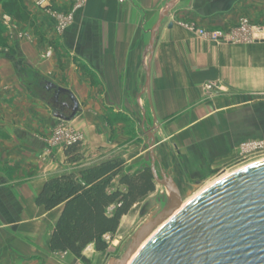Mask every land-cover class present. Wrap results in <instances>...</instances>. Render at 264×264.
Wrapping results in <instances>:
<instances>
[{"label": "crops", "instance_id": "crops-1", "mask_svg": "<svg viewBox=\"0 0 264 264\" xmlns=\"http://www.w3.org/2000/svg\"><path fill=\"white\" fill-rule=\"evenodd\" d=\"M22 1L53 44L38 50V36L14 25L5 38L15 53L0 54V264H85L50 248L61 207L46 211L35 203L50 178L110 158L123 159L124 172L149 168L151 133L158 166L174 182H195L231 160L241 140L264 134V37L227 44L196 33L241 17L264 21V0H188L176 9L177 0L151 53V31L170 0H87L72 10V0H55L70 13L59 31L46 1ZM45 82L75 97L70 121L53 111L68 116L67 96L54 102ZM208 82L216 87L206 90ZM58 125L81 134L78 161L48 142ZM116 189L125 191L118 179ZM85 250L89 264H98Z\"/></svg>", "mask_w": 264, "mask_h": 264}, {"label": "water", "instance_id": "water-1", "mask_svg": "<svg viewBox=\"0 0 264 264\" xmlns=\"http://www.w3.org/2000/svg\"><path fill=\"white\" fill-rule=\"evenodd\" d=\"M176 2L167 3L152 29L150 53L158 25ZM148 74L147 68L146 86ZM45 87L55 92L54 101L59 95L67 96L68 102L62 106L70 110L68 116L53 111L56 117L70 121L78 111L75 97L54 83L45 82ZM153 142L150 133L149 169L154 186L170 197L169 206L150 215L134 232L128 250L119 258H109L106 264H264V159L219 179L183 205L178 185L158 166ZM164 216L168 221L140 244Z\"/></svg>", "mask_w": 264, "mask_h": 264}, {"label": "trees", "instance_id": "trees-1", "mask_svg": "<svg viewBox=\"0 0 264 264\" xmlns=\"http://www.w3.org/2000/svg\"><path fill=\"white\" fill-rule=\"evenodd\" d=\"M2 9L6 16L28 24L41 41L53 44L22 0H4ZM64 152L68 161H78L79 143L65 147ZM124 167L123 159L110 158L62 173L43 184L36 205L46 211L61 207L50 236L52 251L70 252L89 264L83 255L87 246L93 245L95 251L107 248L103 236L115 234L121 217L155 189L148 167L134 173L124 172ZM115 179L125 186V191L110 190Z\"/></svg>", "mask_w": 264, "mask_h": 264}, {"label": "rangeland", "instance_id": "rangeland-1", "mask_svg": "<svg viewBox=\"0 0 264 264\" xmlns=\"http://www.w3.org/2000/svg\"><path fill=\"white\" fill-rule=\"evenodd\" d=\"M54 1L55 0H46V4L44 5L45 7L43 9L45 10L47 8L49 13L55 10L59 12L60 15L62 14V17H65L69 20L70 13L66 16L64 13L60 12L56 7H54V5H52ZM86 1L87 0H72V3L70 4L71 10L73 8L75 9L77 7L84 5ZM2 2H4V0H0V54H1V57H4L8 54L15 53L14 44L11 43L12 41H9L8 37L5 38V36L11 34L12 31L10 32L8 31L11 28L14 29L13 27L14 25L20 26L25 29H30L31 30L30 33H33L34 35L36 34L34 30L28 24L15 20L11 18L10 16H6L5 12L2 9ZM187 2L188 0L187 1L181 0L180 2L177 3L175 8L176 9L183 8L185 4H187ZM172 12L173 10H170L166 18L171 17L173 14ZM36 20L38 24V19L36 18ZM243 20H245L249 25L264 26V21H254L248 17H241L235 24L228 26L227 28H223V29L199 28V29H203L206 32H211V31L227 32V31L238 28L240 24L243 22ZM197 30L198 29H196V33H197ZM256 34L264 37L262 33L260 32H255V34L253 33L252 36L254 37V35ZM248 41L244 40V42H241V43H246ZM218 43H222V42H218ZM223 43L241 44V43H232V42H223ZM37 48L38 50H44L45 48V42L41 41L40 38H39V43L37 45ZM252 141L261 143V148L255 152L244 151L243 144L247 142H252ZM263 158H264V134L260 133L258 134V136L253 137L251 139L241 140L237 144L235 156L231 160H229L224 166H222L220 170L209 172L204 177L198 180H195V182H176L181 192V195L183 197V203L186 204L189 200H191L199 192H201L202 190H204L211 184L215 183L219 179L227 176L228 174L244 166L257 162ZM169 198L170 197H168L164 192H162L161 190L155 187V189L152 192L147 194L145 199H143L142 201H140L139 203L135 204L132 207V209L128 212V215L125 218L121 219L119 229L117 230L115 234L113 235L109 234L107 235V237L106 236L103 237V240L107 243V248L105 250H103L101 253H98V254L93 253V252L90 253L88 252V250H85L86 253L91 255L93 259L95 260V262H97L98 264H106V261L111 257L119 258L128 250L133 234L137 230V228L143 222H145L149 218L150 215H155L160 210L166 208L167 204L169 203ZM110 210H112V208H110ZM166 221H168V217L162 218L158 226H161ZM147 235L148 234L142 237V241L140 242V244L148 237ZM131 254H132V251H129L128 256H130Z\"/></svg>", "mask_w": 264, "mask_h": 264}, {"label": "built area", "instance_id": "built-area-1", "mask_svg": "<svg viewBox=\"0 0 264 264\" xmlns=\"http://www.w3.org/2000/svg\"><path fill=\"white\" fill-rule=\"evenodd\" d=\"M46 0H36L35 4L37 6L42 5L43 2ZM120 3L124 2L125 0H118ZM44 5V4H43ZM45 7V6H42ZM51 15L57 20L56 30H62L65 27L66 24V18L62 17V14L60 15L57 11H51ZM255 32H260L264 36V26H254L249 25L245 20L240 24V26L236 29L227 31V32H221V31H211L206 32L203 29H198L197 34L201 37L207 38L210 41L213 42H232V43H241L244 42V40H250L252 39V34ZM50 53V50H48V53ZM206 90H212L214 87H216L215 82H208L204 85ZM81 140V134L76 132L71 127L65 126V125H58L54 127L50 133L48 142L50 144H58L62 145L64 148L76 143H79ZM261 148V143L252 141L247 142L243 144L244 151L248 152H255L258 149ZM109 234H105L103 237H107Z\"/></svg>", "mask_w": 264, "mask_h": 264}, {"label": "bare ground", "instance_id": "bare-ground-1", "mask_svg": "<svg viewBox=\"0 0 264 264\" xmlns=\"http://www.w3.org/2000/svg\"><path fill=\"white\" fill-rule=\"evenodd\" d=\"M264 159V158H263ZM262 160V159H261ZM170 198H169V203H170ZM169 203L167 204V207L169 206ZM184 204V203H183ZM183 206V205H182ZM163 218H167V216H164ZM162 219V218H161ZM161 219H159L158 221H156V223L148 230V232L146 233V234H148L147 236H149L150 234H152L154 231H156L158 228H160L161 226H158V224H159V222H160V220ZM167 222V221H166ZM165 222V223H166ZM164 223V224H165ZM139 246V243H137L136 245H134L133 247H132V249H131V251H135L136 250V248Z\"/></svg>", "mask_w": 264, "mask_h": 264}, {"label": "flooded vegetation", "instance_id": "flooded-vegetation-1", "mask_svg": "<svg viewBox=\"0 0 264 264\" xmlns=\"http://www.w3.org/2000/svg\"><path fill=\"white\" fill-rule=\"evenodd\" d=\"M52 99H53V97H52ZM54 100V99H53ZM55 102V101H54ZM65 102H68V100H66Z\"/></svg>", "mask_w": 264, "mask_h": 264}]
</instances>
